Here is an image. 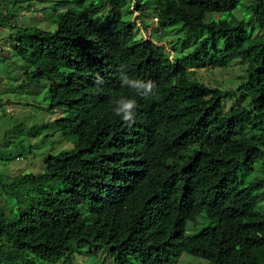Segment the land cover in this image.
I'll return each mask as SVG.
<instances>
[{"label": "trees", "instance_id": "1", "mask_svg": "<svg viewBox=\"0 0 264 264\" xmlns=\"http://www.w3.org/2000/svg\"><path fill=\"white\" fill-rule=\"evenodd\" d=\"M146 3L52 0L49 27H10L19 58L49 65L26 77L52 82L50 109L63 113L30 134L55 129L73 148L49 156L43 172L0 181L19 205L13 220L0 206V264H60L76 247L104 249L114 264H174L182 254L264 264V0H157V27L183 32L172 54L127 19L136 12L143 22ZM235 60L246 62L238 90L247 103L225 110L230 93L197 75ZM128 98L137 102L131 123L113 111ZM256 163L262 180L238 184ZM52 183L63 190L45 188ZM201 214L212 224L186 237ZM221 221L228 254L216 238Z\"/></svg>", "mask_w": 264, "mask_h": 264}, {"label": "rangeland", "instance_id": "2", "mask_svg": "<svg viewBox=\"0 0 264 264\" xmlns=\"http://www.w3.org/2000/svg\"><path fill=\"white\" fill-rule=\"evenodd\" d=\"M72 5L75 0H69ZM146 3L142 21L135 17L133 12L127 19L135 23L140 36L153 40L158 47H164L172 54V49L179 50L183 32L180 26L167 29H159L156 21L157 0H140ZM52 0H0V181L10 183L20 174H38L44 171V161L49 156H55L63 151H69L73 144L62 138L55 129H42L39 134L32 135L30 130L36 126L48 124L61 118V109L52 111L49 106V86L52 84L47 79L40 81L28 80L26 72L37 67L49 66L45 62H37L33 66L28 65L26 60L19 58L12 50L13 40L9 37L12 26L17 28L49 27L52 18L49 15V5ZM54 4V3H53ZM130 3L129 10H133ZM63 12V11H62ZM3 17H8L4 26ZM3 20V21H1ZM15 31V30H13ZM8 38V39H7ZM7 39V40H6ZM15 45V44H14ZM193 46L188 47L191 50ZM246 62L242 60L232 61L224 69H208L198 72V79L211 88H219L229 92L230 97L224 100V108L228 110L238 104H246L245 91L238 88L244 82ZM260 163L254 165L250 173L240 171L238 184L247 185L262 180ZM257 192H264V184ZM46 189L57 192L63 190L64 185L52 183L46 185ZM35 196L30 193H22L20 198L29 202ZM259 205L264 210V200ZM0 206L4 210L7 220H13L18 214V203L15 194L10 191L5 193L0 188ZM85 215V212H82ZM212 224L210 220L201 214L195 222H187L185 236L197 234L203 227ZM217 240H223V249L228 254L233 245L232 233L224 221L218 223L216 229ZM214 250V247H209ZM60 264H114L113 258L104 249L77 247L72 250L70 260H62ZM130 264H138L131 260ZM174 264H214L212 260H203L199 257H191L182 254L174 261Z\"/></svg>", "mask_w": 264, "mask_h": 264}, {"label": "clouds", "instance_id": "3", "mask_svg": "<svg viewBox=\"0 0 264 264\" xmlns=\"http://www.w3.org/2000/svg\"><path fill=\"white\" fill-rule=\"evenodd\" d=\"M124 81H125V83H131L134 88L137 86L145 87L143 80L132 79L131 81H129L127 75L124 76ZM102 82H103L102 78L98 77L97 83H102ZM153 87H154L153 82L148 81L147 92L144 94H140V95H143L146 97L149 93H151ZM116 103L118 104V106H116L114 108V110H113L114 114L116 116H119L122 119V121H124L125 123L134 122V120H135V109L137 108L136 100L128 98V99L119 100Z\"/></svg>", "mask_w": 264, "mask_h": 264}]
</instances>
